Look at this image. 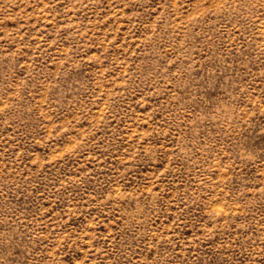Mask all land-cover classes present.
Here are the masks:
<instances>
[{
    "label": "rangeland",
    "instance_id": "rangeland-1",
    "mask_svg": "<svg viewBox=\"0 0 264 264\" xmlns=\"http://www.w3.org/2000/svg\"><path fill=\"white\" fill-rule=\"evenodd\" d=\"M0 264H264V0H0Z\"/></svg>",
    "mask_w": 264,
    "mask_h": 264
}]
</instances>
